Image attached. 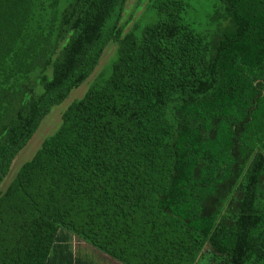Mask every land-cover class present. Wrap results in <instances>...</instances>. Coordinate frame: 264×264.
<instances>
[{
    "label": "trees",
    "instance_id": "1",
    "mask_svg": "<svg viewBox=\"0 0 264 264\" xmlns=\"http://www.w3.org/2000/svg\"><path fill=\"white\" fill-rule=\"evenodd\" d=\"M142 2L0 0V264H264V0Z\"/></svg>",
    "mask_w": 264,
    "mask_h": 264
},
{
    "label": "rangeland",
    "instance_id": "2",
    "mask_svg": "<svg viewBox=\"0 0 264 264\" xmlns=\"http://www.w3.org/2000/svg\"><path fill=\"white\" fill-rule=\"evenodd\" d=\"M192 8L186 15L189 16V20L194 23L195 26H200L207 17V4L206 0H190ZM139 0H128L126 11L124 15V21L131 20L128 28L140 19L146 8V2H142L139 6ZM144 23V22H143ZM117 45L111 42L105 49L98 67L95 72L78 88L72 90L70 96L64 100L61 104L55 105L51 112L43 119L40 127L34 133L29 143L17 154L14 158L10 171L4 178L1 184V190H5L10 182L15 177L17 171L21 165L29 160L41 146L44 138L60 126L62 122V114L66 107L75 99L84 95L90 85L99 76L100 73L106 71L109 68L111 60L115 57ZM81 241L77 238H72L71 245L74 250L78 248ZM80 248V246H79Z\"/></svg>",
    "mask_w": 264,
    "mask_h": 264
},
{
    "label": "crops",
    "instance_id": "3",
    "mask_svg": "<svg viewBox=\"0 0 264 264\" xmlns=\"http://www.w3.org/2000/svg\"><path fill=\"white\" fill-rule=\"evenodd\" d=\"M79 244L80 248L78 246L73 252L74 259H77L73 264H124L107 252L97 250L83 242Z\"/></svg>",
    "mask_w": 264,
    "mask_h": 264
}]
</instances>
